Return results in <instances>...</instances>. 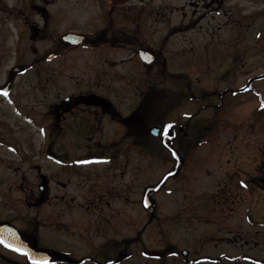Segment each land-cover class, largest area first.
<instances>
[{
	"label": "flooded vegetation",
	"instance_id": "obj_1",
	"mask_svg": "<svg viewBox=\"0 0 264 264\" xmlns=\"http://www.w3.org/2000/svg\"><path fill=\"white\" fill-rule=\"evenodd\" d=\"M80 1L0 0V88L8 93L7 96L0 93V234L9 243L32 250L36 264H40L44 257L54 264H138L135 245L137 201H144L146 187L159 182L176 164L172 151L163 144L166 135L162 127L171 124L170 139L182 154L183 162L176 174L168 177L153 193L156 201V195L168 188L170 180L182 174L185 152L182 144H177V139H183L182 143L187 136L199 138L200 131L191 117L184 122L179 119L165 122L158 118L153 123V98L149 99L147 95L142 96L139 103L134 97V103H128L126 107H123V96L117 102L109 95L120 92V87L113 85L112 78H127L122 87L128 91L132 89L129 77L137 74L136 66L120 72L116 68L118 64L139 61L142 67L149 68L157 61V51L144 42L138 44L137 39L138 23L145 10L157 0L151 5L112 4L97 0L102 9L93 31L73 27L71 12L74 3ZM160 1L168 3L170 13L177 11L184 16L190 15L188 24L181 21L169 27L195 32L184 52L191 51L196 44H218L222 47L219 55L228 61L233 58L234 46L255 41L264 43V0ZM71 31L82 32L84 39H70L68 33ZM124 45L129 46V56L113 54ZM83 46L94 47L96 55L92 56L103 60V64L109 58L110 67L101 66L91 75L65 71L71 66L74 53ZM12 55L14 60L10 62ZM152 57L151 61L148 60ZM167 64L168 58L164 56L161 74L171 71ZM190 65L197 67V61L190 62ZM82 78H85L84 84L79 85ZM136 92L133 91L135 95ZM178 93L180 91L175 95ZM123 94L128 98L130 92ZM175 95L171 101L175 102ZM160 114L164 115L163 112ZM155 124L159 126L157 134L153 131ZM59 137L84 139L89 147L81 158L87 159L88 163L96 160L98 163L94 165L100 168L96 171L108 177V182L100 188L90 182L88 194L92 196L80 199L82 203H76L78 199L68 196L73 170L58 164L60 156L54 145ZM151 137L159 139L163 152L173 158L174 164L160 178L145 184L144 191L138 195L137 146L141 138L151 146ZM107 138H111L108 145L105 144ZM123 141L127 144L122 148L120 143ZM145 153L153 157L151 147ZM121 159L124 160L123 166ZM131 162L133 170L128 171L126 166ZM221 170L224 176L220 184L223 187L234 182L249 193L253 178L248 176L247 169L242 174L238 169ZM257 180L258 184L264 180V158L259 165ZM122 201L126 202L125 205L133 204V209H125L128 213L121 214L123 209L116 203ZM203 201L210 202H199L198 213L193 217L198 223L197 239L209 237L217 242L219 232L224 230L234 232V238L222 240L225 245L217 249H200L197 245L193 251L186 246L142 248L141 255L157 260L151 264H264V250L259 246L252 251L244 237L251 231L243 226L244 223L256 220L258 208L253 201L243 197H217ZM75 204L83 207V210L78 209L84 215L82 222L74 220ZM47 206H50L48 210L45 209ZM212 210L223 218L220 223L207 216ZM234 210L239 212L236 218ZM148 212L151 216L152 211ZM127 225L130 230L134 228L133 233L125 232ZM260 238L264 241V234ZM167 248L171 251L166 255H150L153 250ZM0 264H34V260L0 243Z\"/></svg>",
	"mask_w": 264,
	"mask_h": 264
},
{
	"label": "rangeland",
	"instance_id": "obj_2",
	"mask_svg": "<svg viewBox=\"0 0 264 264\" xmlns=\"http://www.w3.org/2000/svg\"><path fill=\"white\" fill-rule=\"evenodd\" d=\"M174 3H178L177 0H174ZM100 9L102 6L97 0L75 2L71 12L74 20L73 27L93 31L94 24L98 22ZM168 10L170 8L167 2L155 1L145 10L144 17L137 26L138 44L144 42L156 50L157 61L149 68L142 67L139 61L138 64L133 61L118 64L116 68L120 69V72L136 66L137 74L129 77L132 89H127L130 92L128 98L123 94L128 92L122 87L126 85L125 77L111 79L113 85L120 87V92L109 94L117 102L123 96L122 101H125L123 107H126L128 103L133 104L134 97L139 103L141 97L147 95L149 99L153 98L152 107L155 110L153 123L157 122L158 118H162L165 122L176 119L184 122L191 117L200 131L199 138L187 136L182 143L180 141L183 139H177V144H182L181 147L186 155L182 174L171 179L168 188L156 195L159 201L151 216L142 201H137L135 244L138 250L137 263L157 262L141 255L142 248L163 249L168 246H186L193 251L194 246L197 245L200 249L203 247L217 249L223 246L222 240L234 238L236 236L234 232L224 230L219 232L217 242L210 240L209 237L197 239L198 223L193 217L198 213L199 202H210L203 200L217 197L229 199L243 197L253 201L258 212L255 213V221H248L243 225L251 230L249 234H244L245 242L247 246L252 247V251L257 250L259 246L264 250V241L260 238L264 234V180L259 184L257 180L259 165L264 158V109L261 113H257V107L264 102V43L255 41L234 46L233 58L228 61L223 60L219 55L222 47L218 44L198 46L196 44L192 46L191 51L184 52L183 49L190 46L189 38L195 37V32L184 29L171 30L169 27L170 24L181 21L188 24L190 15L184 16L182 12L177 11L170 13ZM93 48L83 46L72 56L71 66L62 69L68 73L81 75L96 73L101 66L108 69L109 58H106L103 64V60L92 56L96 55ZM128 48L127 45L121 46L113 54L129 56ZM164 56L168 58L167 69L171 71L161 74ZM13 60L12 55L10 62ZM192 61H197V67H189ZM84 79H81L82 83L79 85L84 84ZM243 88L246 90H242ZM133 91H137V94L135 95ZM178 91H180L178 94H182L184 98L181 100L180 95L177 94L176 97L181 101L179 100V104L170 108L169 103ZM161 112L164 115L160 114ZM110 139L105 140L106 145L109 144ZM150 141L151 146L145 138H141L137 146L139 150L136 158L138 195L144 191L145 184L160 177L174 164L173 158L163 152L159 139L151 137ZM86 144L84 139L59 137L54 145V149L60 156L58 164L62 163L73 170L72 183L67 191L69 197L78 199L76 203H82L80 199L92 196L88 194L87 185L90 182L99 188L108 182V177L99 174V166L94 165L98 163L96 160H92L94 163H88L87 159L81 158L89 147ZM126 144L123 141L120 146L123 148ZM150 147L153 149L152 158L145 153ZM120 161H122L121 166L125 165L123 159ZM88 166L92 167L88 168ZM222 168L229 171L238 169L239 174L247 169L248 176L253 178L249 193L234 182L227 185L223 183L225 184L223 187L220 184V179L224 176ZM126 169L132 171L133 163H129ZM126 175L129 176V174ZM116 204H120L124 210L121 214L128 213L125 209H133V204L125 205L124 201ZM75 206L77 208L74 209V220L82 222L84 215L78 209L83 210V207L76 204ZM49 207L45 209L48 210ZM236 210H234L235 218L239 213ZM207 216L211 219L215 218L219 223L223 219L213 210L209 211ZM78 226L80 227V223ZM130 228L128 226L125 232L133 233L134 228L132 227L131 230Z\"/></svg>",
	"mask_w": 264,
	"mask_h": 264
},
{
	"label": "water",
	"instance_id": "obj_3",
	"mask_svg": "<svg viewBox=\"0 0 264 264\" xmlns=\"http://www.w3.org/2000/svg\"><path fill=\"white\" fill-rule=\"evenodd\" d=\"M109 3H115V4H151L154 0H107ZM68 37L71 38H78L77 41H81L84 39V35L82 33H78V32H69L68 33ZM145 53H150L148 50H142ZM152 58L148 59V60H152ZM159 130V126L154 125L153 126V131L155 134L158 133ZM172 137V134L165 136V144L167 146H169V148L173 151L174 156L177 159L175 168L171 171H169L164 177L163 179L156 185H151L147 188L146 193H145V197H144V204L149 208V209H154L156 206V201L155 199L152 198L151 193L158 190L160 188V186L165 182V180L167 179V177L171 174H175L180 167V164L183 160L181 154L179 153V151L168 141V138ZM171 250L167 249L165 251H154L151 252L152 254H166L169 253Z\"/></svg>",
	"mask_w": 264,
	"mask_h": 264
},
{
	"label": "snow or ice",
	"instance_id": "obj_4",
	"mask_svg": "<svg viewBox=\"0 0 264 264\" xmlns=\"http://www.w3.org/2000/svg\"><path fill=\"white\" fill-rule=\"evenodd\" d=\"M0 93L4 94L5 96H7V94H8L7 90L4 89V88H0ZM261 106L264 107V103H262ZM170 128H171V124L164 125L162 127L164 135H170ZM241 183H243V181H241ZM12 231L14 232L15 230L13 229ZM0 243H3L7 247L13 248L15 251H18V252H21L22 254L27 255L28 258L30 260H34V264H36V261L34 259L35 258V253L32 250L26 249V248H22V247H19L17 245H14L12 243H9L8 240L2 234H0ZM40 264H54V262L51 261L49 258L44 257V258H42V260H40ZM110 264H111V262H110Z\"/></svg>",
	"mask_w": 264,
	"mask_h": 264
},
{
	"label": "trees",
	"instance_id": "obj_5",
	"mask_svg": "<svg viewBox=\"0 0 264 264\" xmlns=\"http://www.w3.org/2000/svg\"><path fill=\"white\" fill-rule=\"evenodd\" d=\"M258 111H260V110H257V113H258Z\"/></svg>",
	"mask_w": 264,
	"mask_h": 264
}]
</instances>
